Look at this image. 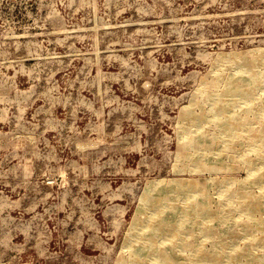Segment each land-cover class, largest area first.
<instances>
[{"label":"rangeland","instance_id":"374dc122","mask_svg":"<svg viewBox=\"0 0 264 264\" xmlns=\"http://www.w3.org/2000/svg\"><path fill=\"white\" fill-rule=\"evenodd\" d=\"M263 81L264 0H0V264H264Z\"/></svg>","mask_w":264,"mask_h":264},{"label":"bare ground","instance_id":"6f19581e","mask_svg":"<svg viewBox=\"0 0 264 264\" xmlns=\"http://www.w3.org/2000/svg\"><path fill=\"white\" fill-rule=\"evenodd\" d=\"M224 59V58H223ZM233 64V63H232ZM254 67V66H253ZM241 77H243L244 79H246L247 81V86H246V88L245 89H247V90H245V89H240L239 90V93L241 94V93H247L248 91H252L253 90V88L254 87H256L257 85H259L260 83H262V80H260L255 74H254V72L253 71H247V73L244 75V76H241ZM264 82V81H263ZM238 92V91H237ZM242 121V120H241ZM241 124H242V122H241ZM240 125V123H236V124H233V125H231V129L232 130H234V129H236V127L237 126H239ZM261 130V129H260ZM263 138H264V133L263 132H253V133H251L250 134V137H249V140H254V141H256V142H258L259 144H264V142H263ZM252 143H253V141H252ZM255 158V157H254ZM257 159V158H256ZM261 159V161H263L264 162V153H262L261 155H260V158L258 159V160H260ZM250 165V164H249ZM256 181H257V183H262L263 181H264V178L262 177V178H258V179H256ZM164 193V192H163ZM160 195V194H159ZM161 198V197H160ZM146 199V198H145ZM245 200H244V207L245 208H248L249 210H251V209H253V210H258L260 207L259 206H257L256 205V203H255V199L253 198V197H248V195H245V198H244ZM155 200H157V199H155ZM160 200V199H159ZM156 203H158L157 201H155ZM155 202H152V204H154ZM197 206V208H200V209H202L201 210V212L202 213H209V210H206V209H203V208H201L199 205H196ZM210 214L212 215V218H213V221H211L212 223H214L216 220H218V219H220V215L219 214H216V213H214V214H212L211 212H210ZM219 215V216H218ZM189 217H191V216H189ZM219 221V220H218ZM212 223H211V225H212ZM135 224H137V223H135ZM154 224V223H153ZM256 225H258V226H260L261 225V223H258V222H256ZM153 226V225H152ZM214 225H212V229H213V231H214V227H213ZM159 227V226H158ZM157 227V228H158ZM253 227L254 226H250L249 224H244V225H242V228L243 229H246L245 231L246 232H250L252 229H253ZM236 228H240V227H237V226H235V225H232L231 227H228V228H224V230H223V235H222V237H221V239H220V242H219V244L222 246V247H224L225 246V244H227L228 242H230L231 240H233L236 236H237V233L239 232V230H236ZM219 229V228H218ZM243 229H241V230H243ZM220 233V232H219ZM145 235V234H144ZM151 240V239H150ZM258 241H260L259 239H258ZM156 244V243H155ZM153 248H154V246H152ZM133 252H134V250H133ZM146 255V254H145ZM206 257H202L206 262H214V263H216V261L218 260V256H219V254H212L211 253V255H205ZM135 257H136V261H135V264H146V260H144V258L142 259V257H143V255H141L140 253H137L136 251H135ZM173 258V257H172ZM167 259H168V262H169V264H171V262H170V260H169V258L167 257ZM179 262V261H178ZM239 264L238 262H235V263H232V264ZM244 263H245V261H244ZM253 264V263H252Z\"/></svg>","mask_w":264,"mask_h":264}]
</instances>
